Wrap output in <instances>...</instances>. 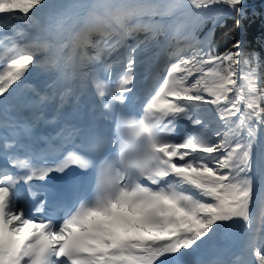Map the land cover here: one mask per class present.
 <instances>
[{"label": "snow or ice", "instance_id": "6c2138e0", "mask_svg": "<svg viewBox=\"0 0 264 264\" xmlns=\"http://www.w3.org/2000/svg\"><path fill=\"white\" fill-rule=\"evenodd\" d=\"M60 6L53 0H0V32L11 33L0 36V126L13 137H5L0 147L5 153L24 148V136L41 121L58 125L40 137L46 149L33 150L24 159L6 155L20 171L0 168V264H208L190 257L241 226L254 254L247 264H264V73L253 67L258 55L245 51L244 39H235L245 31L247 0H92L76 6L84 15L73 18V26L80 25L74 32L65 27L66 14L51 27L45 24V10ZM177 14L192 19L193 29L210 21L205 40L189 35L183 47L179 38L170 43L171 25L165 18ZM229 19L233 30L222 44L234 42L221 53L212 37ZM93 34L99 39L93 41ZM158 34L169 41L167 58L146 94L142 118H125L136 69L144 62L138 57L156 44ZM128 38L135 43L127 44ZM89 45L96 55L80 53L77 59V50ZM85 60L93 65L91 72L83 71ZM96 65L108 73L109 83L93 80L97 99L89 109L90 121L61 117L59 110L46 120L43 108L55 98L57 81L47 85L53 89L48 93L26 83L27 76L37 70L59 73L83 89L95 77ZM117 65L123 71L112 87ZM22 87L31 97L10 104ZM72 91L67 87L60 94L59 107ZM202 106L219 114L217 129L177 137L183 120L207 128L197 114ZM25 108L31 115H24ZM117 110L121 116L114 121V138L102 134L95 121ZM55 139L62 141L59 147L53 146ZM77 140L79 145L68 150ZM109 145L117 154L100 164L94 198L79 201L59 219L54 213L44 215L49 195L54 208L61 194L81 182L71 168L95 166L78 149L97 152ZM33 181L50 183L34 187ZM20 184L33 199L40 197L34 208L22 201Z\"/></svg>", "mask_w": 264, "mask_h": 264}, {"label": "trees", "instance_id": "16d2710c", "mask_svg": "<svg viewBox=\"0 0 264 264\" xmlns=\"http://www.w3.org/2000/svg\"><path fill=\"white\" fill-rule=\"evenodd\" d=\"M54 3L61 5L60 7L45 10V12H55L58 11L63 6L68 5L72 0H53ZM152 2H159V0H152ZM247 12L248 18L245 20V31L242 33H236L235 39H244L245 40V51L247 53H255L258 55V62L253 63V67L257 68L258 74L264 73V43H262V39H264V0H247ZM155 19H159L156 17ZM180 27L179 33H177V27ZM212 27V23L210 21L205 22L201 27L193 29V21L192 19L184 16L178 15L176 21L173 24V39L176 38L178 34L182 35V41L185 42V37L192 35L195 36L197 40L205 38L209 32V29ZM233 30V21L231 19L227 20L225 27H218L212 37V46H219V51L223 53L226 49L231 47V43L234 41H230L228 44H222V40L226 33L232 32ZM96 34H93L92 40L95 41ZM163 34H158L155 38L156 44L150 45L148 48H155L158 43L162 40ZM183 45V44H182ZM155 46V47H153ZM91 51H97L95 48L90 45L83 48L82 53L87 57L90 56ZM87 62V60H85ZM85 68V72H88V68ZM262 145V136L261 131L257 128V144L255 146V151L257 154L260 152V148Z\"/></svg>", "mask_w": 264, "mask_h": 264}, {"label": "bare ground", "instance_id": "6f19581e", "mask_svg": "<svg viewBox=\"0 0 264 264\" xmlns=\"http://www.w3.org/2000/svg\"><path fill=\"white\" fill-rule=\"evenodd\" d=\"M43 17H44V21L48 18L44 14H43ZM160 66H161V61L158 62V67L157 68H154V65H152L147 70L145 76L142 78V80L145 83H147V85H144L145 89L141 87V90H140L141 95H144L145 93H147V90L150 89L151 85L154 82V79H155L156 75L159 73ZM47 74L48 73L42 72L40 70L31 72V74L27 76L26 83L34 84L40 90H42V87H45V85H48V84L52 83V81L50 82V79L47 76ZM28 97H31L30 96V92L27 91L26 89H23L17 94V97L14 100L24 103L27 100ZM203 107L204 106H202V110H198V112H197L198 115H201V114L206 112V110H203ZM202 119L207 122V126L210 125V124H214L216 122L219 123L214 117L213 118L212 117H206L205 119L204 118H202ZM193 127L194 128L191 129L190 134L195 133V131H197V130H199V131H203L204 130L198 125H193ZM212 128H214V127H212ZM215 129L216 128H214V130ZM210 130H211V128H210ZM239 228L242 229V231L244 232L242 226L239 227ZM212 248L213 247H211V246H209V247L205 246L204 248H202L198 253L195 254L196 261L208 262V264H210L212 261H215V260H213V255L212 254H208V252L211 251Z\"/></svg>", "mask_w": 264, "mask_h": 264}, {"label": "rangeland", "instance_id": "374dc122", "mask_svg": "<svg viewBox=\"0 0 264 264\" xmlns=\"http://www.w3.org/2000/svg\"><path fill=\"white\" fill-rule=\"evenodd\" d=\"M44 15H46V14L44 13ZM34 34H35V33H34ZM204 40H205V39H204ZM204 40H203V41H204ZM183 46H184V45H183ZM138 59H142L144 62H143V64L138 65V67H137V69H136V79H135V82H136L137 80H139V79H142V78L145 76L147 70L152 66V64H155V62H153V61H151L150 63H148L147 60H145V59L142 58L141 56L138 57ZM162 66H163V62H162L161 67H162ZM96 67H97V65H96ZM122 71H123V66L120 67V71H119V73H120V72L122 73ZM94 79L98 80V75H96L94 78L91 77V81L88 83L87 88H84V91H86V90L88 89L89 92H90L91 94H93V95H95V83L93 82ZM205 95H206V94H205ZM204 109H207V110H206L205 113H203V114L200 115L202 118L205 119L206 117H212V118L214 117L215 119H217V120L219 121V119H218L219 114L216 113L214 110H212V109H211V106H204V107H203V110H204ZM219 122H220V121H219ZM188 123H189V122H188ZM188 123H187L186 120L180 121V129H181V131H187L188 129L194 128L193 125H191L190 123L188 124ZM219 124H220V123H217V122L214 123V124H210V125H208L207 128L204 129L203 131H209V132L211 131V132H213V131H214V128L217 129V127H218ZM183 127H184V128H183ZM212 127H214V128H212ZM210 128H211V130H210ZM207 246H208V247H209V246L213 247V242L210 243V244L207 245ZM249 260H253V261H254V254H253L252 251L249 252V255H248V261H249Z\"/></svg>", "mask_w": 264, "mask_h": 264}]
</instances>
